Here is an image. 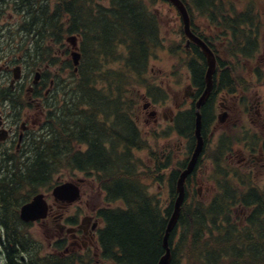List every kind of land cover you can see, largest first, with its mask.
I'll return each mask as SVG.
<instances>
[{
  "label": "trees",
  "instance_id": "trees-1",
  "mask_svg": "<svg viewBox=\"0 0 264 264\" xmlns=\"http://www.w3.org/2000/svg\"><path fill=\"white\" fill-rule=\"evenodd\" d=\"M8 4L20 6L27 18L24 27L30 40H35L33 51L38 63L45 61L52 44H62L71 34L80 37L83 60L78 75L73 74L75 79L70 80V106L66 102L54 113L53 127L39 135L31 161L21 163L20 169L9 166L16 174L12 179L0 176V236H5L4 246L11 254L9 261L6 256L5 264H17L14 257L19 259L23 253L18 240L27 239L18 227L15 210L19 202L14 184L22 185L28 180L38 184L64 167L99 171L109 182V196L124 198L132 210L104 212L105 250L123 264H157L164 251L163 235L172 203L161 212L139 189L135 179H123L121 171L130 170V163L123 167L122 155L117 154L115 160L114 154L116 148L121 149V125L131 137V141L126 140L128 144L134 143L137 136L134 123L123 108L124 93L128 82L145 83L147 58L158 41L155 17L144 0H0V6ZM194 4L211 17L217 18L221 12L219 0H194ZM220 18L224 26L234 24L232 27L238 29L241 24L246 28L242 35L245 48H254L255 40L250 34L257 24V13L253 4L235 11L233 17ZM200 36L207 41L204 34ZM193 50L202 57L195 46ZM120 51L124 52L122 58ZM120 59L121 66L109 67ZM218 62L219 78L215 76V89L203 108V120L218 91H235L236 81L225 67L226 62ZM68 65L71 66L70 62ZM203 66L190 64L201 90ZM79 103H84L85 108L77 109ZM109 117H114L111 124L107 122ZM193 121V112L182 114L178 120L180 133H188L191 139ZM73 143L87 145L85 150H74ZM176 175L177 172L172 173L171 180ZM234 198L242 203V211L246 210L243 222L237 225L232 217ZM194 204L183 206L179 222L169 234L171 264H264V190L225 188L210 201L198 200Z\"/></svg>",
  "mask_w": 264,
  "mask_h": 264
},
{
  "label": "rangeland",
  "instance_id": "rangeland-1",
  "mask_svg": "<svg viewBox=\"0 0 264 264\" xmlns=\"http://www.w3.org/2000/svg\"><path fill=\"white\" fill-rule=\"evenodd\" d=\"M150 9L156 13V18L161 25V38L162 46H157L153 49L152 54H149L147 58L146 68V77L149 78L150 82L159 86L168 94L167 99L160 100L158 103H152L149 107L143 108V104L148 101L147 98L139 99L137 101V107L134 108L132 115L136 120V123L141 130L143 136L148 138L146 141L147 148L136 152L135 155L138 158L137 164L139 168V173L141 172V165L144 167L145 175L138 176L139 180L146 185L148 191L158 199L159 203L163 206L168 201V187H167V175L169 171L177 168V163L181 161L185 155L182 150V143L179 137L175 135H164L161 131L162 128H167L168 122L175 112L176 109L187 106L190 103V100L182 102L183 91L186 90L188 84H190L186 76V68L183 65L184 59L183 55H175L172 51L177 49L182 51L185 47V37L179 32L180 31V18L178 16L177 10L173 5H171L166 0H144ZM228 2L229 0H224ZM236 8L238 10L242 9V0H234ZM229 2H233L229 1ZM258 10L263 12V3L264 0H258ZM16 14V13H15ZM11 10H3L0 14V26L10 25L13 26L14 21H19V15H15ZM194 18L196 17V22L198 28L205 33H210L212 35L213 42L218 49L220 56L225 57V51L221 47L224 45L223 38L215 39L217 30L210 29L206 15L193 12ZM261 32L259 34V48L254 57L249 60H242L244 63L240 64L243 66V77H247L246 84L250 83L249 90L246 94V99L248 102L247 110H244L242 106L238 104L240 97L244 93H239L238 96H231L236 101V105L233 109L229 111L228 117L225 119L223 124L217 122L216 117L218 114L223 112V109L219 106L221 102H225L228 105H231L230 97L224 95L225 93H220L215 108V120L211 124L209 138H210V148L214 147V144L217 141L219 135L227 133L231 138L241 139L243 136V131L248 130L249 134H255L264 136V108H261L262 114L259 116L257 111V102L261 99L262 104H264V24L261 25ZM5 37H0V64H3L4 59H9L14 56V54H19L16 46L18 41L15 39L18 38V32L13 30L12 35L5 33ZM13 38L9 42V39ZM7 40V41H6ZM25 41L23 38L22 42ZM66 47V46H65ZM64 48H60V54L63 56V59H66L63 55ZM70 51L72 50L71 45L69 44ZM59 48V47H58ZM121 57H124V52H120ZM121 65V59L118 62L111 64L113 68L119 67ZM178 66H180L177 70ZM2 67V65H0ZM12 68V67H11ZM173 71V72H172ZM1 72V71H0ZM181 72L182 78L176 82V75ZM258 73L261 78H258ZM12 79V78H11ZM10 78H6L2 72L0 73V86L6 87ZM10 83V82H9ZM144 91V90H143ZM130 95V93H128ZM226 98V100H225ZM150 100V99H149ZM152 100V99H151ZM228 101V102H226ZM183 104V105H182ZM155 111V115L150 116V112ZM257 111V112H256ZM33 113H37L34 110H31ZM38 114V113H37ZM41 113L38 114L37 118ZM42 120V118H41ZM108 119L107 121H109ZM40 121V119L38 120ZM262 142L264 137H261ZM245 146V144H241ZM242 146H236L233 148L229 163L227 167L237 168L240 174L250 173L255 178H257V185H262L264 182V161L263 155L257 150V164L254 165L249 163L246 165L244 160L240 162L242 158L245 157L247 152ZM151 151V155L149 154ZM157 158L156 163L167 160L171 161L169 168L163 172V176L160 179L159 174L153 172L155 162H152L153 159ZM210 157V150H208L205 157L201 160L200 166L197 170V173L194 175L196 179V187L199 189V195L203 199H208L214 193L215 182L214 176L215 173L212 172V162ZM10 171V170H9ZM6 172V171H5ZM74 172V171H72ZM71 171H61L57 176L62 179H67L68 176L72 175ZM212 172V173H211ZM9 173V172H8ZM77 178L81 173L74 172ZM93 175L89 176L88 182L93 180ZM95 187V186H94ZM95 190V188H93ZM193 186L189 187V192L192 194ZM20 196L21 194H15ZM76 210V207L70 208V213H73ZM31 226V227H30ZM25 231L33 239H36L37 247H40L39 252L41 254H48L51 252L49 242L50 240V230H52V224L49 221H45L43 224H31Z\"/></svg>",
  "mask_w": 264,
  "mask_h": 264
},
{
  "label": "flooded vegetation",
  "instance_id": "flooded-vegetation-1",
  "mask_svg": "<svg viewBox=\"0 0 264 264\" xmlns=\"http://www.w3.org/2000/svg\"><path fill=\"white\" fill-rule=\"evenodd\" d=\"M196 48L202 55L200 58L202 65H204L203 67H205L206 61L204 55L198 47ZM3 70L10 72L11 66L5 64ZM22 76L23 73L20 75V78ZM193 80L194 82L196 81L194 77ZM28 81L29 80L26 77L16 81L11 79V89L17 88L16 90L19 92L14 96L5 95L0 98V100L3 101V105H5L6 102H8L9 105L4 108L3 105H0V146L4 148L14 146L16 152H19L22 149L28 138L29 132L31 133L37 128V125H35L38 122L36 118L37 113L31 112V110L35 111L36 108L38 109L41 103L39 101L47 96V92L42 88V84L39 85L35 83V79H30V81ZM52 83L53 81L51 79L50 84ZM39 90L41 91L35 93V91ZM23 91L26 93L25 99L27 102L25 103L28 106L27 109H23L24 105L17 102L15 99H19V95L24 96L22 94ZM191 103L190 111L193 112L194 103ZM11 107L14 108L12 111H10ZM29 161H31V158L28 162ZM0 176L12 179L14 178V173L11 170L9 171V169L0 166ZM86 181L87 179L83 178V181L80 183L82 190L80 200L76 203H72H79L78 206L80 207V210H77L74 217H71L69 213V208L72 204L55 201L54 199L50 201L49 215L45 219L49 220L52 224V242L49 244L51 246L57 244V246L61 247L63 261L70 260L71 255H73L75 256L73 264H107V260L100 254L98 243L99 231L103 225L102 218L99 216L100 211L98 212L102 203L101 191L96 190L95 194L92 193L93 186ZM84 186L86 187L84 188ZM5 240V238L0 237V247L4 246ZM53 250L57 253L54 247ZM1 255L2 254L0 253V263H3L6 258Z\"/></svg>",
  "mask_w": 264,
  "mask_h": 264
},
{
  "label": "water",
  "instance_id": "water-1",
  "mask_svg": "<svg viewBox=\"0 0 264 264\" xmlns=\"http://www.w3.org/2000/svg\"><path fill=\"white\" fill-rule=\"evenodd\" d=\"M180 10V13L182 15L183 18V22H184V28L185 31L187 33V35L192 38V39H196L194 38V36L189 32V19H188V14L187 11L184 7V5L182 4V2L180 0H171ZM70 40L72 42H74V38H70ZM205 48V47H204ZM205 52L207 54L208 57V73H207V77H206V82H207V87L205 89V92L202 96V100L199 102L202 103L205 99V97L208 95L210 88H211V73L214 72V60L212 59V56L208 53L207 49H205ZM74 56V62L77 63L78 60V53H73ZM198 104V105H199ZM197 134H198V130H197ZM198 143H197V151L201 148L202 145V139L198 134ZM183 175H181L179 181H178V191H179V196L177 197L176 201H175V205H174V212L172 213V216L169 220L167 229H166V233L164 236V245L167 246L166 244V239L168 237V233L172 230L173 226L175 225L176 221H177V217H178V211H179V207L180 204L183 200V189H182V181H183ZM54 194L56 196H64V194L66 195L67 199L69 201H72L74 199L77 198L78 196V190L75 186H73L72 184L68 183V184H63L61 186L56 187ZM45 204L42 201L41 196H36L34 198V200L29 203L26 204L25 206L22 207L21 210V217L22 219H24L25 221L28 220H34L37 219L39 217H43L44 214V210H45ZM170 262V252L169 249L166 248V253L161 257L160 261L158 264H169Z\"/></svg>",
  "mask_w": 264,
  "mask_h": 264
},
{
  "label": "bare ground",
  "instance_id": "bare-ground-1",
  "mask_svg": "<svg viewBox=\"0 0 264 264\" xmlns=\"http://www.w3.org/2000/svg\"><path fill=\"white\" fill-rule=\"evenodd\" d=\"M52 2V1H51ZM26 4V3H25ZM49 4V3H48ZM43 10V9H42ZM57 20V19H56ZM73 28V27H72ZM105 38V37H104ZM37 40V39H36ZM23 86V85H22ZM68 115H70V113L68 112L67 113ZM60 115V114H59ZM92 119V118H91ZM59 120H60V118H59ZM86 129V128H85ZM52 137V136H51ZM100 146V145H99ZM3 171H4V169H3ZM6 171V170H5ZM10 222V221H9ZM12 223V222H11ZM162 244V243H161ZM2 256V255H1ZM20 257V256H19ZM6 258V257H5ZM1 259H3V258H1ZM4 262V261H3ZM155 262V261H154ZM177 262V261H176Z\"/></svg>",
  "mask_w": 264,
  "mask_h": 264
}]
</instances>
